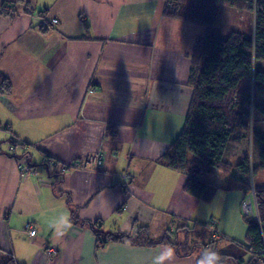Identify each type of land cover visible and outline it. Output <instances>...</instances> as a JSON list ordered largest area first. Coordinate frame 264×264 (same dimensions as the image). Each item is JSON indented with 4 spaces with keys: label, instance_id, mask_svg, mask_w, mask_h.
I'll return each mask as SVG.
<instances>
[{
    "label": "crops",
    "instance_id": "crops-1",
    "mask_svg": "<svg viewBox=\"0 0 264 264\" xmlns=\"http://www.w3.org/2000/svg\"><path fill=\"white\" fill-rule=\"evenodd\" d=\"M165 4L0 0V255L17 264H157L173 249L159 264H201L200 223L212 222L221 254L250 258L246 232L241 244L227 236L233 226L158 160L182 129L204 34L166 15ZM89 155L101 162L83 163ZM189 223L198 229L188 244L178 233ZM94 229L126 236L101 241Z\"/></svg>",
    "mask_w": 264,
    "mask_h": 264
},
{
    "label": "trees",
    "instance_id": "trees-1",
    "mask_svg": "<svg viewBox=\"0 0 264 264\" xmlns=\"http://www.w3.org/2000/svg\"><path fill=\"white\" fill-rule=\"evenodd\" d=\"M224 6L252 14L251 29L215 34L217 15ZM163 12L201 25L204 34L191 56L187 82L192 95L182 129L158 160L181 172L185 176L183 190L200 202H210L217 189L226 188L205 178L214 169L230 173L245 196L253 175L264 170V0H166ZM233 156L239 159L233 162ZM253 189L259 220L248 221L245 247L250 258L221 254L219 240L212 236L218 231L207 222L200 223L203 228L198 232L204 238L198 239L204 246L199 254L202 261L264 264V177ZM183 229L188 234L194 228ZM94 230L101 241L126 236ZM102 234L106 239L99 238ZM0 264L17 263L12 256L0 255Z\"/></svg>",
    "mask_w": 264,
    "mask_h": 264
},
{
    "label": "rangeland",
    "instance_id": "rangeland-1",
    "mask_svg": "<svg viewBox=\"0 0 264 264\" xmlns=\"http://www.w3.org/2000/svg\"><path fill=\"white\" fill-rule=\"evenodd\" d=\"M224 8L225 11L217 15L215 34L224 36L232 29H239L246 32L251 29L253 24L252 14L246 11H239L237 9L225 6ZM256 99L259 100L257 95ZM237 159H239V157H232L233 162H235ZM263 177L264 170H259L258 172H256L253 175L252 182L250 183V189L252 185L260 184L262 182ZM205 178L215 184H219L226 187L223 189H218V191L215 192V195L213 196V199L210 201V204L207 208L209 210H214L215 212H220V221L225 224H227L228 222V225L233 226V233L229 232L227 236L233 238L238 244H241L242 242L244 243L245 237L243 238V235H245V232L247 230L249 218H252L242 213L241 202L238 205L237 197L239 196V190L236 187V184H238L237 180L233 178L230 173L221 171L219 169H214V171L206 175ZM244 197L245 196H243V198ZM231 213L234 216L236 215L235 220H229V218L231 217ZM189 225L194 228L192 229V231L195 230V228L198 229V225H195L193 223H189ZM206 230L209 231V229L207 228ZM190 234L191 232L186 234L185 231H180L178 233V236L180 239H184L183 241L186 240V242L189 244L192 241ZM214 234L217 235V232H215ZM168 236L171 240L175 239L174 232H169ZM197 250L200 251V248H197Z\"/></svg>",
    "mask_w": 264,
    "mask_h": 264
},
{
    "label": "built area",
    "instance_id": "built-area-1",
    "mask_svg": "<svg viewBox=\"0 0 264 264\" xmlns=\"http://www.w3.org/2000/svg\"><path fill=\"white\" fill-rule=\"evenodd\" d=\"M51 23H56V18L51 19ZM92 162L95 164H99L101 162V159L98 155H89L86 156L83 160V163ZM75 165V163H73ZM69 167V164H63L62 168ZM122 178L123 182H126L128 175L126 172H122L119 174ZM241 211L244 215L250 216L252 219L258 221V213L256 209V200H255V193L253 189V185L251 186L250 191L245 195V197L241 201ZM27 233L30 236H33L35 234V228L32 225H27ZM47 255L51 256L55 253V250L53 248L47 249Z\"/></svg>",
    "mask_w": 264,
    "mask_h": 264
},
{
    "label": "clouds",
    "instance_id": "clouds-1",
    "mask_svg": "<svg viewBox=\"0 0 264 264\" xmlns=\"http://www.w3.org/2000/svg\"><path fill=\"white\" fill-rule=\"evenodd\" d=\"M173 253H174V250H173V249H169V251H168L167 253H165L164 256H160V257H158V259H157V264H159V261H162V260L165 259V257H167V256H171ZM201 264H204V262L201 261ZM209 264H211V262H209Z\"/></svg>",
    "mask_w": 264,
    "mask_h": 264
}]
</instances>
